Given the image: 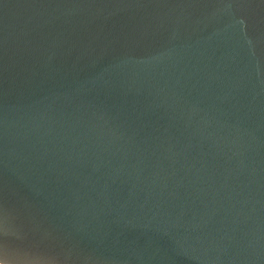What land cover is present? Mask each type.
Returning <instances> with one entry per match:
<instances>
[{
	"label": "water",
	"instance_id": "95a60500",
	"mask_svg": "<svg viewBox=\"0 0 264 264\" xmlns=\"http://www.w3.org/2000/svg\"><path fill=\"white\" fill-rule=\"evenodd\" d=\"M0 264H264V0H0Z\"/></svg>",
	"mask_w": 264,
	"mask_h": 264
}]
</instances>
